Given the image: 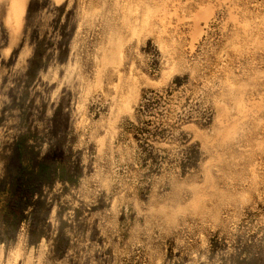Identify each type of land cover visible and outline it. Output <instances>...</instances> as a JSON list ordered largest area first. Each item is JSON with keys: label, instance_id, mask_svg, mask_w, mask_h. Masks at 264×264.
<instances>
[{"label": "rangeland", "instance_id": "obj_1", "mask_svg": "<svg viewBox=\"0 0 264 264\" xmlns=\"http://www.w3.org/2000/svg\"><path fill=\"white\" fill-rule=\"evenodd\" d=\"M15 2L0 264H264V0H27L13 42Z\"/></svg>", "mask_w": 264, "mask_h": 264}, {"label": "trees", "instance_id": "obj_2", "mask_svg": "<svg viewBox=\"0 0 264 264\" xmlns=\"http://www.w3.org/2000/svg\"><path fill=\"white\" fill-rule=\"evenodd\" d=\"M35 53L32 59L29 63V68L27 75L31 77V79H34L40 70H42L46 62H44V53L40 51V49H45L42 42L38 41L36 42L35 46ZM48 156L45 157V163L41 165V168L37 174V176H42L44 174L46 161L48 160ZM40 184V183H38ZM35 186H27V188L23 189V187L18 184L15 185L14 190L11 194V199L8 203L7 212L4 216L5 225H9L12 227L11 231L13 233V237H16V233L19 229V223L24 219L25 217V211L27 210L28 206L26 205V198L32 199L35 195ZM5 239L1 237L0 235V242H3Z\"/></svg>", "mask_w": 264, "mask_h": 264}, {"label": "bare ground", "instance_id": "obj_3", "mask_svg": "<svg viewBox=\"0 0 264 264\" xmlns=\"http://www.w3.org/2000/svg\"><path fill=\"white\" fill-rule=\"evenodd\" d=\"M16 1L18 2V6H16V5L12 6L10 12L7 15L8 21H10V19H12V20L14 19V23L12 22L14 25H11V29H10L11 30L10 35H12L11 40L14 38L13 36L16 35V33L18 32V30L20 28V23L22 22L21 19L24 15V12L26 9L25 7L27 5V0H16ZM17 2H15V3H17ZM11 17H13V18H11ZM6 21H7V18H6ZM21 25H22V23H21ZM12 41L14 42V39Z\"/></svg>", "mask_w": 264, "mask_h": 264}]
</instances>
